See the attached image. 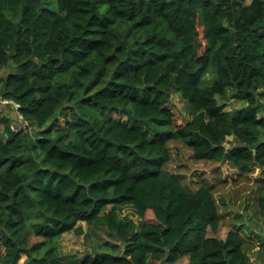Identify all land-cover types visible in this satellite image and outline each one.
Here are the masks:
<instances>
[{
	"label": "trees",
	"instance_id": "trees-1",
	"mask_svg": "<svg viewBox=\"0 0 264 264\" xmlns=\"http://www.w3.org/2000/svg\"><path fill=\"white\" fill-rule=\"evenodd\" d=\"M47 1L0 0V98L22 123L0 117V264H253L241 225L216 236L217 183L191 188L168 164L180 142L260 168L264 216V0ZM80 221L122 249L63 255Z\"/></svg>",
	"mask_w": 264,
	"mask_h": 264
},
{
	"label": "rangeland",
	"instance_id": "rangeland-1",
	"mask_svg": "<svg viewBox=\"0 0 264 264\" xmlns=\"http://www.w3.org/2000/svg\"><path fill=\"white\" fill-rule=\"evenodd\" d=\"M250 1L247 0V2ZM47 2L49 5V0ZM11 70L12 66L10 64L0 66L2 75L8 74ZM222 101L220 100V102ZM226 102L227 109L244 105L243 102L231 97ZM171 103L183 116V119L190 118L187 111H185L186 101L179 92H174L171 95ZM260 115H264V112H261ZM2 116L8 117L15 127L22 125L20 121L21 115L16 107L12 108L8 104L0 103V117ZM35 129L36 127H30L31 131ZM4 131L5 125L1 123L0 134H3ZM234 142L233 136L230 135L226 139L225 145L230 147ZM172 147L174 158L168 164V170L183 173L186 176V182L191 188L198 186L199 173H206L211 181L217 183L216 195L224 218L216 236L224 237L232 226L241 225L243 232L248 237L246 251L250 260L253 264H264V216L260 213L256 202V197L258 196L257 179L261 175L262 170L256 167L248 172L247 175H240L238 169L227 162L213 163L195 160L191 156L192 151L180 142L172 143ZM218 166L220 171L216 172L215 170ZM123 213L138 219L134 207L131 205L126 206ZM77 225H82L83 231L81 233L73 229L65 232L59 238V249L63 255L82 256L87 252L95 255L96 253L114 250L108 243H117L118 241L109 234L105 226L100 224L90 225L86 221H80ZM119 245V249L114 250L115 252L122 249V244ZM31 261V256L28 257L27 254H22L18 264H31ZM160 264L168 263L162 261Z\"/></svg>",
	"mask_w": 264,
	"mask_h": 264
},
{
	"label": "built area",
	"instance_id": "built-area-1",
	"mask_svg": "<svg viewBox=\"0 0 264 264\" xmlns=\"http://www.w3.org/2000/svg\"><path fill=\"white\" fill-rule=\"evenodd\" d=\"M13 103V105H14V107H18L19 106V104L17 103V102H15V101H13V100H8V99H1L0 98V103Z\"/></svg>",
	"mask_w": 264,
	"mask_h": 264
}]
</instances>
